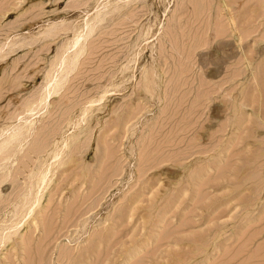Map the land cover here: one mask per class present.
Segmentation results:
<instances>
[{
  "label": "rangeland",
  "instance_id": "rangeland-1",
  "mask_svg": "<svg viewBox=\"0 0 264 264\" xmlns=\"http://www.w3.org/2000/svg\"><path fill=\"white\" fill-rule=\"evenodd\" d=\"M0 264H264V0H0Z\"/></svg>",
  "mask_w": 264,
  "mask_h": 264
},
{
  "label": "bare ground",
  "instance_id": "bare-ground-1",
  "mask_svg": "<svg viewBox=\"0 0 264 264\" xmlns=\"http://www.w3.org/2000/svg\"><path fill=\"white\" fill-rule=\"evenodd\" d=\"M232 21H233V18H232ZM237 28V27H236ZM232 32H233V36H234V34H235V36H236V38H237V40H241L242 39V37L239 35V34H236V32H234V29H232ZM76 34H78V33H76ZM78 36V35H77ZM77 36H76V38L75 39H77ZM216 36V35H215ZM211 39V37H209V40ZM79 41V40H78ZM76 42H77V40H76ZM62 59V58H61ZM64 60V59H63ZM62 62V61H61ZM60 63V62H59ZM62 66V65H61ZM60 69V68H59ZM54 77V76H53ZM52 81V80H51ZM49 85V84H48ZM46 87H48V86H46ZM53 87V86H52ZM52 89L53 88H48L46 91H45V93L44 94H42V96H41V101H45V99H47V96L48 95H50L51 94V91H52ZM106 94V93H105ZM104 95V94H103ZM98 101V100H97ZM95 102V101H94ZM97 103V102H96ZM87 109V108H86ZM38 190V189H37ZM38 193V192H37Z\"/></svg>",
  "mask_w": 264,
  "mask_h": 264
}]
</instances>
